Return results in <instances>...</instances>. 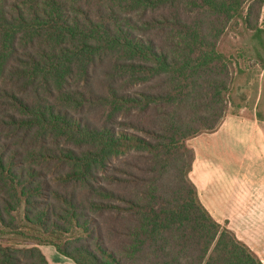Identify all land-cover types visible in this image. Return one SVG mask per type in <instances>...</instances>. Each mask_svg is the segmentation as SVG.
Masks as SVG:
<instances>
[{
  "label": "trees",
  "instance_id": "1",
  "mask_svg": "<svg viewBox=\"0 0 264 264\" xmlns=\"http://www.w3.org/2000/svg\"><path fill=\"white\" fill-rule=\"evenodd\" d=\"M263 20L264 0H0V264H49L40 246L75 264H263L202 204L189 144L256 66L262 120Z\"/></svg>",
  "mask_w": 264,
  "mask_h": 264
},
{
  "label": "crops",
  "instance_id": "2",
  "mask_svg": "<svg viewBox=\"0 0 264 264\" xmlns=\"http://www.w3.org/2000/svg\"><path fill=\"white\" fill-rule=\"evenodd\" d=\"M262 87L259 88V91ZM229 112L215 132L190 141L195 160L190 174L202 204L264 264V117Z\"/></svg>",
  "mask_w": 264,
  "mask_h": 264
},
{
  "label": "rangeland",
  "instance_id": "3",
  "mask_svg": "<svg viewBox=\"0 0 264 264\" xmlns=\"http://www.w3.org/2000/svg\"><path fill=\"white\" fill-rule=\"evenodd\" d=\"M264 26V20H263ZM241 38L240 34L237 31L230 32L228 36L224 38L221 43V50L226 54H236V50L240 46ZM240 65L243 67L244 63L240 60ZM259 66L253 67L249 72H244L236 75L235 80L231 87V104L229 112H238L241 109H245L246 114H250L252 111V94H253V85L255 82L262 83L263 74ZM264 111V106L262 107ZM264 117V115H263ZM264 126V123H263ZM9 238V237H8ZM6 237V239H8ZM12 242H15V239L9 238ZM26 246H32L33 244L27 243ZM46 258L48 259L49 264H75L69 258L59 254L54 247L52 246H40L39 247Z\"/></svg>",
  "mask_w": 264,
  "mask_h": 264
}]
</instances>
